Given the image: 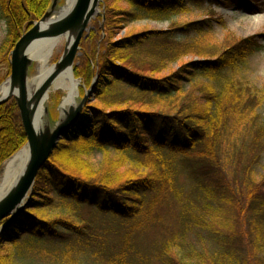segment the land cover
Wrapping results in <instances>:
<instances>
[{
    "label": "trees",
    "instance_id": "1",
    "mask_svg": "<svg viewBox=\"0 0 264 264\" xmlns=\"http://www.w3.org/2000/svg\"><path fill=\"white\" fill-rule=\"evenodd\" d=\"M50 1L0 0L7 23L0 64L10 68V48ZM256 1L102 0L100 22H93L74 67V75L87 84L96 76L93 100L39 170L28 208L4 236L14 241L21 234H82L87 225L74 215L81 205L128 220L145 209L149 195L171 193L185 203L176 189L174 160L180 155L190 194L200 199L195 213L180 208V226L182 231L189 223L198 226L217 249L191 243L183 249L173 238L180 249L163 243L166 264H227L249 247L258 254L255 264H264V171L259 177L254 171L264 151V86L226 72L260 45L257 36L207 43L214 23H223L214 5L256 12ZM204 4L207 17L118 37L127 23L144 16L158 19ZM200 78L214 82L201 84ZM15 107V102L7 109L0 105V163L26 142L13 117ZM93 147L102 152L98 163L89 156ZM54 191L63 203L57 215H47ZM2 250L0 245V264H19Z\"/></svg>",
    "mask_w": 264,
    "mask_h": 264
},
{
    "label": "rangeland",
    "instance_id": "2",
    "mask_svg": "<svg viewBox=\"0 0 264 264\" xmlns=\"http://www.w3.org/2000/svg\"><path fill=\"white\" fill-rule=\"evenodd\" d=\"M64 3L65 0H58L56 7L62 6ZM121 5L124 6L125 4L121 3ZM256 6L259 7L258 11L248 12L236 5H214L212 7L214 14L216 17L219 16L223 20V23H214L213 31L209 35L210 38L207 43L220 45L226 38H243L249 36H255L256 38L257 36V41L260 45L259 49L234 65L233 72H230L229 69L226 72L228 74L233 73L237 78L251 85L262 87L264 86V0H257ZM96 10L88 23L84 37L80 40V48L76 53L73 64V73L74 67L80 65L83 52V40L93 29V22H100L99 17L103 14L102 0L98 2ZM209 14L210 12L204 4L200 7L190 6L188 11L173 13L158 19L144 16L127 23L118 33V37L128 36L144 29H166L175 23L201 19L207 17ZM38 20L25 22L24 26L28 22L30 26L23 29L22 33L26 32L32 26L33 22ZM6 36L7 23L0 14V44ZM177 38L183 40L186 36L177 33ZM208 48L210 50L213 49V47ZM12 49L13 47L10 48L8 57ZM62 51L63 39L54 48L49 58V63H55L62 54ZM193 58L196 57H186V59ZM172 66L175 67L176 64ZM35 73L36 67L32 64L29 69V75ZM8 77L9 68L7 64H0V86L8 80ZM74 77L80 81L79 100L87 93V100L84 103L86 105L93 100V89L97 78L94 76L90 83L87 84L80 77H76L75 75ZM200 79L202 80H199L201 84L214 82L213 80L205 78ZM89 89L90 91L87 92ZM59 100L60 93L51 90L47 100L48 112L47 115L45 114V117H47L51 125H54L61 115V111L58 109ZM13 102H15L13 98L4 102V109L11 107ZM13 111L15 122L18 120L21 124L17 105ZM65 138H61L57 142V145ZM25 145L26 142L12 155L3 160L0 163V168L7 159L12 157ZM101 154V149L98 147H93L89 151V156L93 163L100 161ZM179 156L176 155L174 160L175 174L177 176L176 189L180 191V196L184 197L185 203L175 198L174 194L171 195V193L165 195L160 194L154 197L153 195H149L146 197L148 202L146 203L145 209L136 217L128 220H121L110 213L104 215L95 208L81 205L76 208L74 215L77 216L79 223L81 222V224L87 225L82 229L84 233L73 234L62 230L57 238L21 234L18 239L12 241L10 238L4 236L10 230V227L8 230L0 233V245L3 247L1 253H7L11 256L10 258L13 262L19 264H116L120 259L123 260L121 264H166L164 260L166 253L164 255L162 254L164 252V244L167 243L174 251L180 249V247L174 246L175 242L172 243L173 238L181 242L183 249L187 248L189 243L195 244L199 249H217V246L212 243L206 233L198 226L189 223L187 224L189 228L182 231L179 216L180 208L184 209L185 207L195 213L198 209L194 208V206L198 204L197 201L200 199L190 194L192 191V183L190 184L187 173L182 168L181 161L178 159ZM254 167L255 174L258 177L262 175L264 171V151L261 153L260 160ZM225 169L228 176H231L229 166H226ZM56 192L49 193V196H53L55 201L53 202V209H49L46 213L47 215H57L63 203ZM197 207L200 208V205H197ZM255 256H258V254L253 248L251 249L249 247L244 253L239 255L237 260L227 262V264H255Z\"/></svg>",
    "mask_w": 264,
    "mask_h": 264
},
{
    "label": "water",
    "instance_id": "3",
    "mask_svg": "<svg viewBox=\"0 0 264 264\" xmlns=\"http://www.w3.org/2000/svg\"><path fill=\"white\" fill-rule=\"evenodd\" d=\"M57 1L51 0L49 8L21 35L9 55L10 74L6 80L8 91L0 98V104L10 98L15 100L29 155L21 173L0 197V233L14 226L28 208L39 170L49 159L57 142L66 137V133L76 124L87 100L86 93L75 106H70L67 110L63 109L54 125H51L45 117L43 128L40 130L34 128L38 105L54 78L67 67L73 70L75 56L80 48V40L84 37V32L100 0H73L67 11L50 19L57 6ZM65 35L70 38L69 43L63 48L59 59L52 63L51 73L42 81L38 89L28 96L26 82L29 69L33 64L26 55L28 46L38 39ZM72 75L74 76L73 73ZM89 91L90 89L87 92ZM47 112V108L44 109V114L47 115Z\"/></svg>",
    "mask_w": 264,
    "mask_h": 264
},
{
    "label": "bare ground",
    "instance_id": "4",
    "mask_svg": "<svg viewBox=\"0 0 264 264\" xmlns=\"http://www.w3.org/2000/svg\"><path fill=\"white\" fill-rule=\"evenodd\" d=\"M73 0H65L62 6L56 7L52 12L50 19L58 17L60 14L67 11ZM97 11V10H96ZM95 11V12H96ZM63 39V48L69 43V37L59 36L53 38H42L33 41L26 50V55L32 60L36 67V73L29 75L26 87L28 96L32 95L38 89L42 81L51 73L53 64L49 63V58L58 45L59 41ZM71 67H67L57 74L52 83L50 84L47 92L42 97L34 120V128L40 130L45 125L44 109L47 108L48 98L51 90L60 93V100L58 109L62 112L63 109L67 110L70 106H75L79 100V85L80 81L73 75ZM8 91V82L5 81L0 86V98L3 97ZM29 149L24 146L12 157L7 159L0 168V197L12 185L15 179L23 170L28 159Z\"/></svg>",
    "mask_w": 264,
    "mask_h": 264
}]
</instances>
